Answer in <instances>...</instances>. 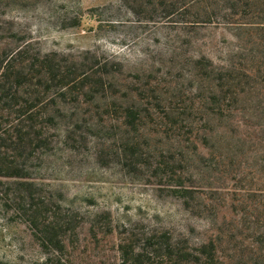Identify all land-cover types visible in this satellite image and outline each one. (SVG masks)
<instances>
[{
	"label": "rangeland",
	"instance_id": "obj_1",
	"mask_svg": "<svg viewBox=\"0 0 264 264\" xmlns=\"http://www.w3.org/2000/svg\"><path fill=\"white\" fill-rule=\"evenodd\" d=\"M128 6L0 0V53L25 44L32 56L58 53L79 72L90 70L97 84L93 92L48 95L43 112L55 120L37 117L25 136L34 137L31 143L17 131L26 89L0 88V164L25 162L35 188L61 205L60 220L71 229L64 235L78 246L62 257L44 248L26 221L20 179L0 176V264H118L115 246L125 229L170 230L191 244L215 239L231 264L264 253L241 222V202L263 203V194L237 189L263 188L264 133L248 127L258 119L241 110V123L224 128L226 117L199 109L213 106L212 68L232 60L246 66L249 52L238 47L250 48L248 38L231 26L184 22L193 14L154 22L150 11ZM78 14L80 25L70 26ZM170 107L186 108L176 130ZM129 109L140 117H128ZM181 183L193 195L179 196L174 188Z\"/></svg>",
	"mask_w": 264,
	"mask_h": 264
},
{
	"label": "trees",
	"instance_id": "obj_2",
	"mask_svg": "<svg viewBox=\"0 0 264 264\" xmlns=\"http://www.w3.org/2000/svg\"><path fill=\"white\" fill-rule=\"evenodd\" d=\"M122 1L128 4L133 12L137 8L138 11L145 13L150 11L152 14L146 16L150 21L165 20L175 23L176 16L186 17L193 14V21L184 20V22L223 24L244 34L248 38V46L251 47H238V49H247L249 52L245 60L246 66L240 67L238 62L232 60L227 66L212 68L211 71L215 69L218 71L216 78L218 84L213 90V106L199 109L206 114L210 112L215 116L226 117L224 128L238 126L241 123L238 114L243 110L245 115L251 114L258 119V122L248 124V127L252 125L254 129L264 133V120H262L264 119V0ZM81 21L82 15L78 14L69 25L77 26ZM29 49L28 44H25L17 51L0 53V88H5L6 85H22L28 93L17 110L21 121L17 131L22 141L29 138L25 137L31 134L29 128L36 127L34 122L37 117H47V122L55 120L56 114L48 115L43 112V106L48 103L46 100L48 95L51 100H56L58 95L65 97L77 89L84 92L86 90L93 92L97 89L95 86L97 84L91 79L93 73L89 72L90 70L79 72V66L59 59L58 53H37L32 56ZM18 58L22 60L19 61ZM240 103H243V107L239 106ZM185 111V107L169 108L167 116L170 119L171 129L176 130L180 127L179 120ZM127 113L132 119L140 117V113L136 114L133 109H129ZM210 119L207 118V121L209 122ZM185 121L193 126V121ZM33 138H29L30 143ZM22 158L27 161L29 155L26 154ZM11 164L12 166L5 168L1 162L0 176L20 179L21 206L24 214L27 215L26 221L41 241V245L46 249H56L60 257L68 249L78 248L75 242H68L64 235L71 229L66 226L67 223L60 220L58 211L61 210V205L54 207L53 199L41 189L35 188L38 184L28 176V166L25 162L21 167ZM237 189H243L244 195L248 196H258L260 192L264 198V182L263 188L240 186ZM174 191L184 198L194 193L193 189L182 183L178 184ZM241 207L242 225L251 232L257 242L264 245V200L263 203L244 201L241 202ZM94 223L89 227L90 230H95L97 223ZM135 231L125 229L122 238L115 246L118 252V264H231V261L225 260L219 254L215 239L201 244H191L188 239L175 237L170 230ZM249 260L252 263L245 264H264V253L257 252Z\"/></svg>",
	"mask_w": 264,
	"mask_h": 264
}]
</instances>
